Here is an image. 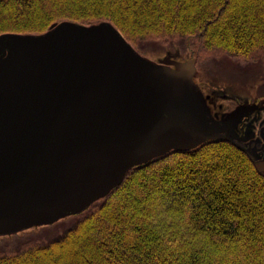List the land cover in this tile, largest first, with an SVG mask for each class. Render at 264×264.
<instances>
[{"label":"water","instance_id":"95a60500","mask_svg":"<svg viewBox=\"0 0 264 264\" xmlns=\"http://www.w3.org/2000/svg\"><path fill=\"white\" fill-rule=\"evenodd\" d=\"M170 54L144 57L107 20L0 33V235L79 213L172 149L226 139L252 159L234 140L252 106L215 115Z\"/></svg>","mask_w":264,"mask_h":264},{"label":"trees","instance_id":"16d2710c","mask_svg":"<svg viewBox=\"0 0 264 264\" xmlns=\"http://www.w3.org/2000/svg\"><path fill=\"white\" fill-rule=\"evenodd\" d=\"M61 20H107L131 44L186 37L227 55L264 51V0H0V33ZM76 214L61 236L0 264H264V173L226 139L134 165Z\"/></svg>","mask_w":264,"mask_h":264},{"label":"rangeland","instance_id":"374dc122","mask_svg":"<svg viewBox=\"0 0 264 264\" xmlns=\"http://www.w3.org/2000/svg\"><path fill=\"white\" fill-rule=\"evenodd\" d=\"M131 45L141 55L153 61H159L167 51L171 56L173 52H177L174 59L193 60L195 71L192 79L203 92L211 112L220 116L236 105H251V109L242 116L247 117L248 125H255L254 122L250 124L254 120L253 114L264 105L263 50L247 57L227 55L222 51L207 50L194 38L186 37L174 38L168 42L140 39L139 44ZM78 216L71 214L49 224L0 235V254L22 247L26 242L43 243L57 238L73 225Z\"/></svg>","mask_w":264,"mask_h":264},{"label":"flooded vegetation","instance_id":"af4514ba","mask_svg":"<svg viewBox=\"0 0 264 264\" xmlns=\"http://www.w3.org/2000/svg\"><path fill=\"white\" fill-rule=\"evenodd\" d=\"M261 106L262 108L258 109L259 111L253 114L254 120L250 122V124L254 122L255 125H248V120L245 115L241 117V120L236 125L235 131L237 137H235L234 140L249 150L253 156L252 159H258V164L263 168L259 171L264 173V105ZM241 150L247 155L243 149ZM248 158L253 164L252 159L249 156Z\"/></svg>","mask_w":264,"mask_h":264}]
</instances>
